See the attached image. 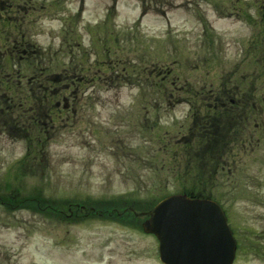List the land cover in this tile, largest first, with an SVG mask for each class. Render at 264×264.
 <instances>
[{
    "label": "rangeland",
    "instance_id": "rangeland-1",
    "mask_svg": "<svg viewBox=\"0 0 264 264\" xmlns=\"http://www.w3.org/2000/svg\"><path fill=\"white\" fill-rule=\"evenodd\" d=\"M113 1L0 0L4 8L11 3L19 7L20 12L8 15L23 21L43 47L61 48V38L71 35L65 31L74 28L82 44L90 45L87 30L97 28L92 45L100 55L97 67L110 75L109 61L118 72L122 64L114 58H128L137 68L133 76L139 73L147 80L141 86L117 82L114 76L107 83L87 82L78 111L56 123L44 156L36 152L25 160V141L0 131V264H161L156 238L140 231L129 214L68 220L45 211L46 205L133 202L141 210L191 185L210 192L225 209L240 244L233 264H264V101L258 103L257 122L263 124L256 130L258 144L224 154L226 167L209 177L188 180L182 176L187 162L178 138L186 134L192 112L185 103L166 105L148 76L152 69L165 72L174 66L181 80L216 87L238 66V74L256 72L261 100L262 68L247 61L256 57L258 41L264 38V0H116L114 22L105 25ZM217 6L230 15L220 16ZM200 15L212 26L209 38ZM112 28L121 31L120 48L116 57L106 58L99 53V34L104 37L100 30ZM66 51L60 54L65 62ZM12 189L17 196L10 195Z\"/></svg>",
    "mask_w": 264,
    "mask_h": 264
},
{
    "label": "trees",
    "instance_id": "trees-1",
    "mask_svg": "<svg viewBox=\"0 0 264 264\" xmlns=\"http://www.w3.org/2000/svg\"><path fill=\"white\" fill-rule=\"evenodd\" d=\"M13 6L10 4L8 8H4L0 4V131L11 140L25 141L26 160L36 152L40 155L46 152L53 139L50 133L53 132L52 125L61 118L63 111L67 114L73 112L74 105L77 104L78 99H81L78 90L81 86L80 75L90 71L91 53L97 54V59L94 61L95 68L101 65V62L98 60L100 56L98 51L81 46L75 29L66 30V34H71L68 35L70 39L66 40L68 37L63 39V46L65 45L66 55L69 58L67 62L60 56L65 52L63 46L59 49L42 48L34 41L33 34L26 24L16 23L8 15L19 11ZM262 13L264 15V11ZM113 16L114 10L111 7L104 24H109ZM200 22L207 30L208 25L202 16ZM262 24L264 26V16ZM100 32L104 37L99 34L102 44L99 53L104 54L106 58L111 54L116 57L117 49L120 48L118 35L121 31L112 28ZM74 35L76 40L72 44ZM263 35L264 32L261 36ZM73 47L76 48L75 52L72 50ZM257 47L254 54L259 60L257 61L259 65L264 67V38L258 41ZM114 62L121 63L123 70L116 72L117 69L109 65L112 61H109L106 68L112 74L107 75L104 70L98 68L99 83H107L108 79L114 76L117 82L123 80V83L142 85L143 79L140 78V74L136 73V78L133 76L137 68L130 59L114 58ZM113 72L116 74L113 75ZM260 75L264 76V69ZM162 84L160 81L151 82L157 90L165 92L166 88ZM250 92L251 89H248L246 94L240 96L238 103L242 108L240 110L232 111L233 107L223 109L217 106L213 111H195L189 135L182 139L187 162L182 174L185 179L189 180L190 176L192 179L202 175L209 177L216 169H220L224 154H230L231 148L240 146L243 142V139L234 136V132L241 129L245 117L251 114L244 110L245 100H249ZM187 95L189 96L188 93ZM238 117H241V121L236 123ZM200 183L202 181L197 182ZM182 191L198 196L211 195L210 192L195 185L184 186Z\"/></svg>",
    "mask_w": 264,
    "mask_h": 264
},
{
    "label": "water",
    "instance_id": "water-1",
    "mask_svg": "<svg viewBox=\"0 0 264 264\" xmlns=\"http://www.w3.org/2000/svg\"><path fill=\"white\" fill-rule=\"evenodd\" d=\"M148 214L142 227L157 236L163 263H232L231 231L214 201L175 194L163 198Z\"/></svg>",
    "mask_w": 264,
    "mask_h": 264
},
{
    "label": "flooded vegetation",
    "instance_id": "flooded-vegetation-1",
    "mask_svg": "<svg viewBox=\"0 0 264 264\" xmlns=\"http://www.w3.org/2000/svg\"><path fill=\"white\" fill-rule=\"evenodd\" d=\"M228 83H223L224 89L222 92V98H220V105L225 106L227 104H233L235 103V99L233 98V96H235V93L232 92V88L234 87L235 90H238V86L236 85V82H231L232 79L231 78H227ZM208 96H212V95H208ZM214 98V97H211Z\"/></svg>",
    "mask_w": 264,
    "mask_h": 264
}]
</instances>
